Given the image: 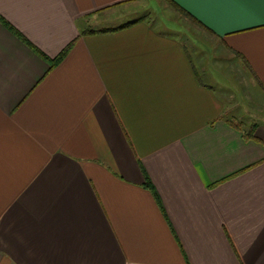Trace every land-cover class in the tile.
Returning a JSON list of instances; mask_svg holds the SVG:
<instances>
[{"label": "crops", "instance_id": "1", "mask_svg": "<svg viewBox=\"0 0 264 264\" xmlns=\"http://www.w3.org/2000/svg\"><path fill=\"white\" fill-rule=\"evenodd\" d=\"M165 4L0 0V264H264L260 10Z\"/></svg>", "mask_w": 264, "mask_h": 264}, {"label": "rangeland", "instance_id": "2", "mask_svg": "<svg viewBox=\"0 0 264 264\" xmlns=\"http://www.w3.org/2000/svg\"><path fill=\"white\" fill-rule=\"evenodd\" d=\"M143 5L141 6L140 9L136 13H130L128 17H120V14H116L113 18L108 19V21L104 22L103 25H99V27H116L121 24L131 22V21H136L139 20L140 18H143L147 16L148 18H157L158 16H161L165 19H168L169 15H165V10L167 11H172L174 7L172 5L167 6L166 0H156V3L154 0H142ZM167 13V12H166ZM181 17V28L184 29L185 33L184 35L187 37L188 40H193L196 44L199 43L201 46H203L205 43L203 40V32L200 30L199 26L197 23L193 22L189 17L184 15V13L181 12V14H177ZM175 14V16H177ZM193 48H191L192 50ZM193 55L194 51L192 52ZM199 57V56H198ZM238 122H241L237 120ZM242 123V122H241Z\"/></svg>", "mask_w": 264, "mask_h": 264}, {"label": "snow or ice", "instance_id": "3", "mask_svg": "<svg viewBox=\"0 0 264 264\" xmlns=\"http://www.w3.org/2000/svg\"><path fill=\"white\" fill-rule=\"evenodd\" d=\"M200 13L216 18H236L260 10L264 22V0H185Z\"/></svg>", "mask_w": 264, "mask_h": 264}, {"label": "trees", "instance_id": "4", "mask_svg": "<svg viewBox=\"0 0 264 264\" xmlns=\"http://www.w3.org/2000/svg\"><path fill=\"white\" fill-rule=\"evenodd\" d=\"M175 8H177L179 11H181L182 13H184L187 17H189L191 20H193L195 23H198L199 26H202L201 23H199L196 19H194L193 17H191V15H189L186 11H184L181 7H179L176 3H171ZM136 22H132V23H128V24H125V25H122L120 27H117V28H106V29H101V30H94V29H89V30H86L83 32V35H101V34H111V33H115V32H119V31H122L130 26H133L135 25ZM203 28H205L204 26H202ZM74 44H75V41L73 43H71L70 45H68L62 52L61 54L51 60V67H54L56 65H58L59 63H61L65 57L71 52L72 48L74 47ZM230 124L233 125L235 128H238L239 130H242V127L243 126V123L241 122H238V121H232L230 120ZM255 127L256 125L252 126L249 131H244V134H245V138L246 139H250V138H253L254 137V133H255ZM147 188L151 189V191L153 192L154 196L157 198V200L159 201V203L161 204L160 202V199L158 197V194L153 186V184L148 181L147 182V185H146Z\"/></svg>", "mask_w": 264, "mask_h": 264}]
</instances>
